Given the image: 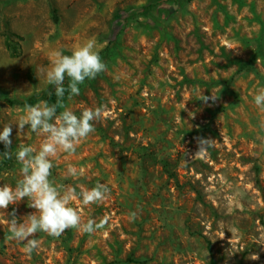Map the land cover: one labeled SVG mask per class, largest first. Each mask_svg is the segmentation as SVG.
<instances>
[{"label": "rangeland", "instance_id": "1", "mask_svg": "<svg viewBox=\"0 0 264 264\" xmlns=\"http://www.w3.org/2000/svg\"><path fill=\"white\" fill-rule=\"evenodd\" d=\"M92 37L107 70L64 102L105 111L75 152L58 149L50 179L106 184V200L71 202L103 226L38 232L28 253L5 238L9 214L35 211L24 198L0 209V264H264V0H0V131L13 124V153L43 143L15 124L25 104L56 101L43 75L55 51ZM200 139L213 142L199 152ZM21 167L0 160V186Z\"/></svg>", "mask_w": 264, "mask_h": 264}, {"label": "clouds", "instance_id": "2", "mask_svg": "<svg viewBox=\"0 0 264 264\" xmlns=\"http://www.w3.org/2000/svg\"><path fill=\"white\" fill-rule=\"evenodd\" d=\"M101 48L102 45H98L96 38L92 37L74 49L70 55L57 50L51 67L43 70L47 83L54 86L55 103L40 100L34 105L25 104L23 115L15 124L18 134L28 125L32 132L45 137L39 150L20 143L13 153V124H5L3 131H0V143H3L5 148V151L0 153V160H11L15 154L16 161L22 166V179L16 182L15 187L9 184L0 186V209L5 210L9 205L28 198L29 207L35 210L24 216L22 222L17 219L15 211L9 214L5 238L22 242L28 253L35 251L39 246V240L35 238L38 232L59 237L68 229H78L92 234L103 226L97 224L95 219L82 223L79 210L73 207L71 202L79 199L84 205H89L106 200L110 196V188L106 184L97 182L91 189L78 192L76 187L57 186L55 181L50 179L54 167L53 159L58 149L75 152L77 144L96 131L94 122L98 121L105 111L106 106L101 105L94 109L85 108L80 116H77L64 102L66 94L69 100L78 96L80 85L107 70V65L100 55ZM208 99L205 97L204 101ZM254 101L264 110V88L257 91ZM261 126L264 127V122ZM212 142L211 139L198 140L199 152L210 147ZM68 172L73 176L78 174L74 168H69ZM138 212L139 209L131 212L130 217L134 220Z\"/></svg>", "mask_w": 264, "mask_h": 264}, {"label": "trees", "instance_id": "3", "mask_svg": "<svg viewBox=\"0 0 264 264\" xmlns=\"http://www.w3.org/2000/svg\"><path fill=\"white\" fill-rule=\"evenodd\" d=\"M6 39H7V45H8V40H9V38H8V37H6ZM8 46H9V45H8ZM9 47H10V46H9ZM51 100H52V102H53V103L55 102V101H54V100H55V98H54V97H53ZM263 194H264V189H263Z\"/></svg>", "mask_w": 264, "mask_h": 264}]
</instances>
